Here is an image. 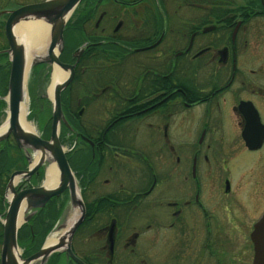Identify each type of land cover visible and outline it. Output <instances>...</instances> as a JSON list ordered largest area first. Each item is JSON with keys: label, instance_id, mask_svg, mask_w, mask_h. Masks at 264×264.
I'll return each instance as SVG.
<instances>
[{"label": "flooded vegetation", "instance_id": "obj_1", "mask_svg": "<svg viewBox=\"0 0 264 264\" xmlns=\"http://www.w3.org/2000/svg\"><path fill=\"white\" fill-rule=\"evenodd\" d=\"M43 1L0 0V119L7 21ZM107 2L113 13L89 29L97 8L85 7L82 42L58 54L73 68L59 139L73 143L85 207L72 253L83 264H253L260 226L264 264V0ZM42 167L19 187L37 186ZM63 256L79 264L63 251L46 262Z\"/></svg>", "mask_w": 264, "mask_h": 264}, {"label": "water", "instance_id": "obj_2", "mask_svg": "<svg viewBox=\"0 0 264 264\" xmlns=\"http://www.w3.org/2000/svg\"><path fill=\"white\" fill-rule=\"evenodd\" d=\"M80 0H45L39 4L22 7L14 11L7 21L6 29L9 36L10 52V71L8 77V86L6 94L7 127L0 131V141L12 135L17 146L24 152L27 160V168L13 171L6 184V192H9L7 198V207L2 220V241L0 247V264H29L31 261L39 260L44 264L47 258L54 252L63 251L68 253L76 262L83 264L71 251L70 242L72 235L82 221L85 213L84 203L77 194L76 180L68 164L64 150L59 140L60 121H65L60 106V92L71 79L73 68L71 65L62 63L58 58V53L62 50L64 25L78 5ZM23 15H31L33 18L41 19L50 25L51 41L48 45L46 55L36 56L29 65H26L25 50L21 42L18 41L12 31V25ZM57 46V51L53 49ZM36 63H45L53 66L56 64L63 70L69 69L68 75L57 82L53 87L52 98V122L48 139L42 138L32 130H26L19 123L20 102L24 97V85L26 73L30 67ZM3 124V122L0 124ZM39 157L32 163L35 153ZM46 161L53 162L59 171L58 183L54 186H46L44 181L39 186L23 187L16 189V178L29 179L40 166ZM68 191L69 202L72 206L79 208V216L72 223L66 236L54 244H46L45 239L42 246L34 253L23 257L17 241V232L19 227L26 222L37 209L43 207L53 196H58L64 190ZM26 215H21V209ZM62 227L58 225V228ZM255 229L254 241L256 255L253 264H260V239L257 237Z\"/></svg>", "mask_w": 264, "mask_h": 264}, {"label": "rangeland", "instance_id": "obj_3", "mask_svg": "<svg viewBox=\"0 0 264 264\" xmlns=\"http://www.w3.org/2000/svg\"><path fill=\"white\" fill-rule=\"evenodd\" d=\"M107 1L108 0H80L79 1L78 5L76 6V8L74 9V11L71 13V15L69 16V18L66 21V22H68V24H70L69 27L72 28V31L73 30L78 31V33L75 32V33L69 34V32H68V31H70V28H69V30L66 33L67 41L76 44L75 48H73V49H76L80 45V43L82 42V20H83L84 12L86 11L85 7L88 5L93 6L96 4V8H97V10L95 12V17H93L91 19V23H87L85 25L86 28L89 29L93 26V22L101 10L106 9L107 11H110L111 13H113L114 4H108ZM79 23H80V26H78L76 28V26ZM77 29H80L81 31L79 32V30H77ZM65 43H66V40L64 42V38H63L62 48H63V46H65L64 45ZM56 48H57V46H56ZM257 50H258V52H257L258 55H260V56L264 55V50H263L262 46H259L258 48H256V51ZM64 72L66 73L65 76L68 75L67 70ZM50 82H51V70H50V68L48 70H43V68L40 64L32 65L30 67V69L28 70V72L26 73L25 85H24V94L26 93V98H27V100H26V119L30 123H32V125L34 126V131L37 134H39L40 136H42L43 133L47 132V128H49L48 131H50V126H51V122H52V98H51V96L48 95V92H47V88H48ZM77 86H78V83L73 84V86H72L73 92L78 89ZM6 94H7V92L4 94L6 112L2 115V117L0 119V124L5 120L6 113H7ZM88 112H89V110H86V114H88ZM80 118L83 120L84 116L82 115ZM48 134H49V132H48ZM61 134H62V132H61ZM6 139H4V140H6ZM62 145H63V149L65 150V154H66L67 151L72 147L73 143L71 141H68L66 143H63ZM26 163H27V161L25 160V164ZM50 163L51 162L46 161L44 163L43 167L39 169L40 177H38V179L36 178V181L38 182L37 186L41 185V183L43 182V180L45 178L46 167ZM16 170H18V169H16ZM13 171H15V170H13ZM74 177H75L76 183L78 185L80 197L82 198L84 193L81 190V187L78 183L79 180H78L77 176L74 175ZM22 183H23L22 179L18 180L16 182V185H15L16 189L19 188V186H21ZM8 196H9V192H6V187H5L4 199H5L6 205L2 211L1 222L4 218V213H5L6 207L8 205L7 198H6ZM56 199L58 201L57 218L54 221L51 229L49 230V232L45 236V239L51 233H53L54 230L59 229L58 225H61L64 223V221L66 219V215L68 213V210L70 209L69 207L71 206L70 202H69L68 191L60 193L58 196H56ZM35 213L36 212H33V214H35ZM24 215H26V212H24ZM1 225H2V223H1ZM45 239H44V241H45ZM0 247H1V244H0ZM23 250H24V248L22 246H20V252L21 253H23ZM32 253H34V252H32ZM32 253H30L29 255H31ZM29 255H27V256H29ZM51 256H52V254H51ZM37 264H40V263L37 262ZM44 264H47V262H45ZM59 264H73V263L63 256L61 259V262Z\"/></svg>", "mask_w": 264, "mask_h": 264}, {"label": "bare ground", "instance_id": "obj_4", "mask_svg": "<svg viewBox=\"0 0 264 264\" xmlns=\"http://www.w3.org/2000/svg\"><path fill=\"white\" fill-rule=\"evenodd\" d=\"M50 27L48 24H46L41 19H31L28 21H22L18 23L14 27V33L16 34V38L19 42H21L24 46L25 50V58H26V65H29V63L36 57L40 56L44 51H46L48 41H49V35H50ZM54 53H56L57 48L56 46L53 49ZM65 72L62 68L58 67L56 64H53L52 70H51V82L47 88L48 95L51 96L53 92L54 85L59 82L64 76ZM26 93L24 94V97L22 101L20 102V113H19V123L22 128L26 130H32L34 131V126L32 123H30L26 119ZM7 120L3 121V124L0 127V131L4 130L7 127ZM39 157V153H35L34 157L32 158V163L37 160ZM20 180L19 178H16V181ZM59 180V171L56 168L55 164L51 162L45 170V178H44V184L46 186H54L58 183ZM76 191L77 194H79L78 185L76 183ZM70 209L68 210V213L66 215V219L64 223L62 224V227L58 230H54L53 233H51L47 237L46 244H54L59 242L61 238H64L70 229L72 223L76 220V218L79 216V208L77 206H70ZM24 208L21 209V215H24ZM39 260H34L29 262V264H37Z\"/></svg>", "mask_w": 264, "mask_h": 264}, {"label": "trees", "instance_id": "obj_5", "mask_svg": "<svg viewBox=\"0 0 264 264\" xmlns=\"http://www.w3.org/2000/svg\"><path fill=\"white\" fill-rule=\"evenodd\" d=\"M80 26V23L76 26V28ZM70 33H75L78 31L73 30L71 27ZM79 32L81 31L80 29ZM75 43L68 42L66 40L65 49L67 52H70L75 48ZM48 129L47 132L43 133V137H48ZM63 129L65 125H63ZM64 132V131H63ZM62 132V134H63ZM25 165V157L21 149H19L12 138H8L2 142H0V244L2 240V225H1V215L3 208L5 207V199H4V190L9 178L10 173L13 170L21 169ZM72 170L75 173V166L70 163ZM77 173H75L76 175ZM58 203L52 202L48 204L47 208L39 209L26 223H24L17 232L18 244L24 248L22 256L26 257L32 252H35L42 245L45 236L51 229L54 221L57 218L58 213Z\"/></svg>", "mask_w": 264, "mask_h": 264}]
</instances>
